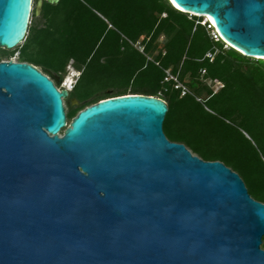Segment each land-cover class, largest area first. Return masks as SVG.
<instances>
[{
	"label": "water",
	"instance_id": "95a60500",
	"mask_svg": "<svg viewBox=\"0 0 264 264\" xmlns=\"http://www.w3.org/2000/svg\"><path fill=\"white\" fill-rule=\"evenodd\" d=\"M174 1L264 61V0ZM33 6L0 0V49L25 41ZM69 96L32 64L0 63V264H264V203L168 139L166 101L109 98L69 127Z\"/></svg>",
	"mask_w": 264,
	"mask_h": 264
},
{
	"label": "trees",
	"instance_id": "16d2710c",
	"mask_svg": "<svg viewBox=\"0 0 264 264\" xmlns=\"http://www.w3.org/2000/svg\"><path fill=\"white\" fill-rule=\"evenodd\" d=\"M214 34L210 22L190 17L169 0L45 2L41 15L34 10L25 41L13 52L3 50L7 59L0 55V63L18 53V62L42 69L59 89L70 66L81 72L65 100L68 123L109 98L163 99L168 139L205 161L223 162L264 203V61L246 57ZM169 73L190 94L183 96L177 82L167 80ZM209 82L224 87L215 91ZM71 100L82 106H71ZM231 118L239 120L238 127L228 123Z\"/></svg>",
	"mask_w": 264,
	"mask_h": 264
},
{
	"label": "built area",
	"instance_id": "2783aa9c",
	"mask_svg": "<svg viewBox=\"0 0 264 264\" xmlns=\"http://www.w3.org/2000/svg\"><path fill=\"white\" fill-rule=\"evenodd\" d=\"M204 24H205V23H204ZM214 37H215V39H216L217 41H219V40L221 39V36L219 35L218 32H216V34H214ZM227 44H228V43H227ZM228 45H229V44H228ZM228 45H227V46H228ZM230 46H231V45H229V47H230ZM141 50H142V49H141ZM208 58H210V59L213 61L214 56H213L212 54H209V55H208ZM9 61L18 62V60L15 59V58H11L10 60H6V61H4V62H9ZM81 74H82L81 72H79V71H77V70H75V69L73 68V70L70 71L69 74H68V76L65 78V80H64V82H63V84H62V87H61L59 90H60V91L66 90V91H68L69 93H72V92L74 91V89H75V87H76V85H77L79 79H80ZM170 79H171V80H174V81L177 82V86H176V88L182 91V95H183V96H186V95L190 94V90L188 89V87L185 86L184 84L180 83V82L178 81L177 78L171 76L170 73H169V79H167V80H170ZM218 87H219V89H221V88H223L224 86H223V84L218 83Z\"/></svg>",
	"mask_w": 264,
	"mask_h": 264
},
{
	"label": "rangeland",
	"instance_id": "374dc122",
	"mask_svg": "<svg viewBox=\"0 0 264 264\" xmlns=\"http://www.w3.org/2000/svg\"><path fill=\"white\" fill-rule=\"evenodd\" d=\"M38 0H34V10H36V7H37V2ZM190 15V14H189ZM192 16H194V15H190V17H192ZM199 18H203V22H205V21H207V18L206 17H199ZM164 38H162L161 40H160V43H159V47H162L163 46V43H164ZM3 50L4 49H0V55H1V57H3L4 56V53H3ZM7 51V50H6ZM15 51V50H14ZM10 52H13V51H10ZM12 58H15V59H17L18 60V53H15V55L12 57ZM4 59H7V57H5L4 56ZM11 59V58H10ZM42 70V69H41ZM68 70H69V72L70 71H72L73 70V68H71V67H69L68 68ZM208 85H210L211 87H213L214 89H215V91H217V90H219V87H218V84H215V83H211V82H209L208 83ZM71 106H79V107H81L82 105H80L79 103H77L76 101H74V100H71ZM66 108H67V111L70 109V107H69V109H68V106L66 105ZM214 113L215 114H217V115H219V116H223V113L221 112V111H219L218 109H214ZM71 123H72V121L68 124V126L70 127V125H71ZM228 123L229 124H232L233 126H236V127H238L239 126V120H237L236 118H231L230 119V121H228ZM64 134V131L61 133V136Z\"/></svg>",
	"mask_w": 264,
	"mask_h": 264
},
{
	"label": "bare ground",
	"instance_id": "6f19581e",
	"mask_svg": "<svg viewBox=\"0 0 264 264\" xmlns=\"http://www.w3.org/2000/svg\"><path fill=\"white\" fill-rule=\"evenodd\" d=\"M171 1H172L173 5H175V7H176L177 9L183 10L181 7L178 6V4H177L174 0H171ZM208 20L210 21V23H211L213 26H216V25H215V22L213 21V19L208 18ZM229 45H230V43H229ZM231 46H232V45H231Z\"/></svg>",
	"mask_w": 264,
	"mask_h": 264
},
{
	"label": "clouds",
	"instance_id": "9594fccd",
	"mask_svg": "<svg viewBox=\"0 0 264 264\" xmlns=\"http://www.w3.org/2000/svg\"><path fill=\"white\" fill-rule=\"evenodd\" d=\"M208 22H210L208 19H207ZM211 24V23H210ZM214 27V26H213ZM217 32V31H216ZM222 39V38H221ZM223 40V39H222ZM224 41V40H223ZM225 42V41H224ZM226 45H228L226 42H225ZM229 46V45H228ZM231 47V46H230Z\"/></svg>",
	"mask_w": 264,
	"mask_h": 264
},
{
	"label": "crops",
	"instance_id": "0c3cea01",
	"mask_svg": "<svg viewBox=\"0 0 264 264\" xmlns=\"http://www.w3.org/2000/svg\"><path fill=\"white\" fill-rule=\"evenodd\" d=\"M71 68H73V66H70ZM55 79L58 81L59 80V77L55 76Z\"/></svg>",
	"mask_w": 264,
	"mask_h": 264
}]
</instances>
